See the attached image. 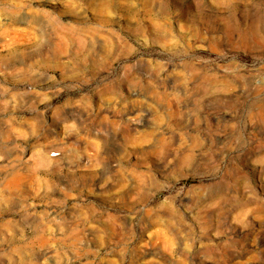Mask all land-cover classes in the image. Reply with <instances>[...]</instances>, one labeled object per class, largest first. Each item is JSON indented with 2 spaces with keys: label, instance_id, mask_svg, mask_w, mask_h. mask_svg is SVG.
I'll use <instances>...</instances> for the list:
<instances>
[{
  "label": "clouds",
  "instance_id": "9594fccd",
  "mask_svg": "<svg viewBox=\"0 0 264 264\" xmlns=\"http://www.w3.org/2000/svg\"><path fill=\"white\" fill-rule=\"evenodd\" d=\"M0 264H264V0H0Z\"/></svg>",
  "mask_w": 264,
  "mask_h": 264
}]
</instances>
